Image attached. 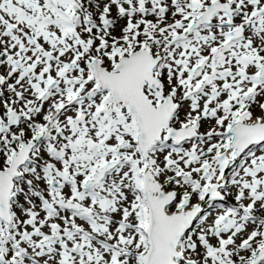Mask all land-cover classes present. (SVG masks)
<instances>
[{
    "label": "snow or ice",
    "instance_id": "snow-or-ice-1",
    "mask_svg": "<svg viewBox=\"0 0 264 264\" xmlns=\"http://www.w3.org/2000/svg\"><path fill=\"white\" fill-rule=\"evenodd\" d=\"M0 264H264V0H0Z\"/></svg>",
    "mask_w": 264,
    "mask_h": 264
}]
</instances>
